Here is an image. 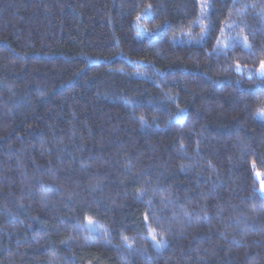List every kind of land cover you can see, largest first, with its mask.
<instances>
[{
	"label": "trees",
	"instance_id": "16d2710c",
	"mask_svg": "<svg viewBox=\"0 0 264 264\" xmlns=\"http://www.w3.org/2000/svg\"><path fill=\"white\" fill-rule=\"evenodd\" d=\"M200 1L0 0V264H264V0Z\"/></svg>",
	"mask_w": 264,
	"mask_h": 264
},
{
	"label": "rangeland",
	"instance_id": "374dc122",
	"mask_svg": "<svg viewBox=\"0 0 264 264\" xmlns=\"http://www.w3.org/2000/svg\"><path fill=\"white\" fill-rule=\"evenodd\" d=\"M200 6H201V20H202L203 24L205 25V27H207L208 26L207 18L210 16L211 7L207 5V2H204L202 0L200 1ZM152 18H153V13L151 11V7H148L145 10V12H143L139 16V19H137L136 28L138 30V35L140 37L146 36V37L158 38L164 32V29L166 28V24L161 25V26H153L152 24H150V21L152 20ZM182 39L183 38L174 39V41L180 42V41H182ZM189 41H191V40H189ZM238 72L243 73L244 71L242 68H240V70H238ZM247 73H248L249 77L257 76L260 78L258 69L247 70ZM262 117L264 118V115ZM262 183H264V180H262L260 182V187H261ZM260 193L264 198V190H262L261 188H260ZM89 228L93 231L96 230V227L92 224H89ZM151 237L153 239V234L151 235ZM153 241H154L156 247L159 249H162L165 246L164 244L159 242L157 239H153Z\"/></svg>",
	"mask_w": 264,
	"mask_h": 264
},
{
	"label": "snow or ice",
	"instance_id": "6c2138e0",
	"mask_svg": "<svg viewBox=\"0 0 264 264\" xmlns=\"http://www.w3.org/2000/svg\"><path fill=\"white\" fill-rule=\"evenodd\" d=\"M137 19H139V17H137ZM237 70H240V65L237 64ZM258 72H259V76L260 78L264 79V60H261L259 62V68H258ZM260 111L262 113H264V108H261ZM257 175L259 176L260 174L257 173ZM261 189L264 190V183L261 184ZM88 223L91 224L92 220L89 218ZM153 239H156V236L153 235Z\"/></svg>",
	"mask_w": 264,
	"mask_h": 264
}]
</instances>
